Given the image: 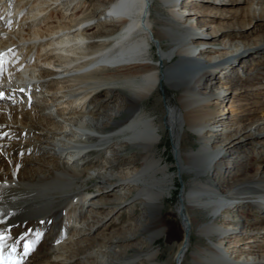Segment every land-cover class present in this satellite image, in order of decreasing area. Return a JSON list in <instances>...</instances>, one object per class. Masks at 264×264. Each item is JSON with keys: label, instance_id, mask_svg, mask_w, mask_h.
I'll list each match as a JSON object with an SVG mask.
<instances>
[{"label": "bare ground", "instance_id": "obj_1", "mask_svg": "<svg viewBox=\"0 0 264 264\" xmlns=\"http://www.w3.org/2000/svg\"><path fill=\"white\" fill-rule=\"evenodd\" d=\"M13 6L25 14L0 25V264H184L193 234L191 264H264V0ZM158 90L176 94L161 118L147 109ZM174 167L194 177L165 260Z\"/></svg>", "mask_w": 264, "mask_h": 264}, {"label": "rangeland", "instance_id": "obj_2", "mask_svg": "<svg viewBox=\"0 0 264 264\" xmlns=\"http://www.w3.org/2000/svg\"><path fill=\"white\" fill-rule=\"evenodd\" d=\"M94 5V1L90 2V5ZM93 5L91 6V8L93 7ZM184 6L183 4L180 5V7ZM179 8V7H177ZM98 16V15H97ZM103 17V16H102ZM203 82V80H201V83ZM176 97V94L172 91H168V92H164L163 90H158L157 92V97L155 99H152V103L147 109L148 111H150L151 113H155L158 117H163V112L162 113H158L156 110V108L158 106H161V108L165 111L166 109V101L167 100H174ZM167 98V99H165ZM87 104L90 102V99H87ZM156 104V105H155ZM170 104V103H169ZM158 113V114H157ZM214 126V125H213ZM163 139H162V142L161 144L159 145L158 147V152L161 153V154H164V159L166 161H168L170 164H173L175 162V156L173 154V146H172V137H171V134L169 132L168 129H163ZM186 149H195L197 148V143H196V140L194 138V136L190 135L189 139L187 140V144L185 146ZM131 152H132V149H127L125 151H122V150H119L118 152V155L121 157V158H127L128 155H131ZM235 156V155H234ZM96 156H92V158H95ZM252 161V162H251ZM258 161V162H256ZM250 163V164H258L260 161L258 159H254L253 157L252 158H248L246 161H245V164L246 163ZM256 162V163H255ZM260 164V163H259ZM173 172H176L177 173V178H176V189L174 191V194H173V198L170 199V200H167V203L165 204V218H171L175 221H172L171 224H172V230H173V236H171V240L170 242L168 243V245H165V246H168L167 249H165V253L163 254L164 256L162 258H164L165 260L166 259H169L170 257H173V255L175 254V252L177 251V246L179 245L182 237H183V233H182V230L180 228V222H179V219L175 217V212H176V205L178 203V199H179V196L181 194V191L183 190V187L184 185H186L187 187L190 186L191 182H192V179H193V175L189 174L188 172L186 173H183V174H180L178 171V169L176 167H174L172 169ZM215 176V173H210L209 176L207 177L208 181L211 182L212 178H214ZM237 210V208H234L233 212H235ZM130 211V208H129V205L127 207H125V209L123 210V213L126 214ZM242 212V211H241ZM244 212H246V210H244ZM241 213H238L237 216H239ZM136 218V216H134ZM200 219H204V217H200ZM179 224V225H178ZM13 229H11L10 231L12 232ZM200 241V239L195 235L193 234V240H192V243H191V248H190V252L188 253L187 257H186V261L184 262V264H191V260H190V253L192 252L193 248L195 247L196 244H198ZM164 243V242H163ZM162 242L161 244L164 245ZM172 264H176V263H172Z\"/></svg>", "mask_w": 264, "mask_h": 264}, {"label": "snow or ice", "instance_id": "obj_3", "mask_svg": "<svg viewBox=\"0 0 264 264\" xmlns=\"http://www.w3.org/2000/svg\"><path fill=\"white\" fill-rule=\"evenodd\" d=\"M31 250H33V249H31V247H29V251H31ZM25 254H27V252Z\"/></svg>", "mask_w": 264, "mask_h": 264}]
</instances>
